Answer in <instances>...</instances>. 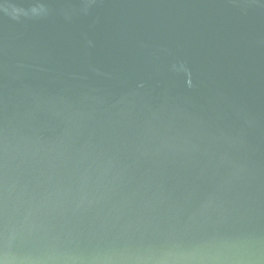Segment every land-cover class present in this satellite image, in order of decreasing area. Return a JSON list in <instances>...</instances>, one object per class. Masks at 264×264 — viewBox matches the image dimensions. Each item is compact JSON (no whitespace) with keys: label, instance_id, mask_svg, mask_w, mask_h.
I'll return each instance as SVG.
<instances>
[{"label":"water","instance_id":"1","mask_svg":"<svg viewBox=\"0 0 264 264\" xmlns=\"http://www.w3.org/2000/svg\"><path fill=\"white\" fill-rule=\"evenodd\" d=\"M0 264H264V0H0Z\"/></svg>","mask_w":264,"mask_h":264}]
</instances>
